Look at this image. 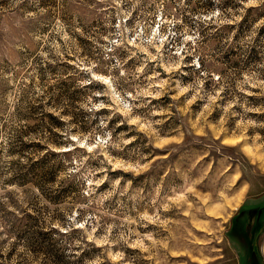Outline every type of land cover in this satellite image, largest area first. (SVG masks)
<instances>
[{"label": "rangeland", "instance_id": "rangeland-1", "mask_svg": "<svg viewBox=\"0 0 264 264\" xmlns=\"http://www.w3.org/2000/svg\"><path fill=\"white\" fill-rule=\"evenodd\" d=\"M186 1L0 0V264H49L18 241L16 221L35 211L62 232L72 224L66 242L86 264H264V50L252 70L232 65L250 41L229 57L228 37L212 40L205 23L244 10L227 19ZM62 108L59 151L49 114ZM41 158L70 160L85 191L54 207L11 184ZM237 219L257 224L258 252Z\"/></svg>", "mask_w": 264, "mask_h": 264}, {"label": "trees", "instance_id": "trees-1", "mask_svg": "<svg viewBox=\"0 0 264 264\" xmlns=\"http://www.w3.org/2000/svg\"><path fill=\"white\" fill-rule=\"evenodd\" d=\"M191 1H197L199 0H187L189 4ZM202 5L200 8H204L205 10L214 11L217 10L218 17H224L230 18L233 15H239L238 9H242L243 14L240 15V18L236 20L235 24H230V22H222L221 25L216 24V22L210 18L208 21H206L205 25L207 24V30H212L215 34L210 33L208 37L212 38V40H218L219 38L228 37L227 46L230 47L228 50L229 57L237 56V54L233 51V45L237 41L242 40H249L248 45H246L245 51L242 52L239 59H235L233 61L232 59H228L229 62H231L232 65L237 66L238 60L241 59L242 66H244V69L246 70H252L253 68L257 67V63L259 62V55L260 51L258 48L264 50V46L259 45V35L264 36V2L258 1L255 6H250L249 8H244V4L249 3L253 0H200ZM257 1V0H255ZM257 27L258 30L256 32H252L253 28ZM222 33V34H221ZM252 33L255 35L252 36ZM220 34L222 35L220 37ZM219 79V78H218ZM81 85V89L84 91H88L89 89L94 88V82L89 79L87 85ZM95 98V97H94ZM53 101L54 109H58L62 102L56 100ZM74 105V103H70ZM62 112L60 113V116H53L50 115L51 120L55 123V127L53 130L55 131L54 137L55 139L50 142L52 146L57 148L59 151L62 150V148L67 146L68 139H66L67 132L62 131L63 126V120L62 118L69 115L67 108H62ZM86 120V118H85ZM83 122V123H82ZM79 125H77V130L82 133L87 132V121H82ZM65 139V140H64ZM33 145L37 147H41L39 144H24V147L30 148ZM77 147L73 150L62 152L64 156H70L76 151ZM49 153V151H48ZM58 152H52L53 155L58 156ZM21 153L13 154L16 157L20 155ZM43 158L37 162V164H32V166L29 169H26L25 171H19L18 173L11 176V184L15 187H26L31 186L34 187L35 190L39 194V198L45 200L47 205L49 206H60L61 200L63 198L68 197L70 194H77L80 195V192L85 191L86 189V183H82L83 181L81 179H75V176L69 174L68 169H66L67 164L66 162H70V160H66L65 162L59 163L53 167H46V164L44 163ZM65 163V164H64ZM64 175V178L59 182L57 181V178L59 176ZM86 182V181H84ZM60 185V188L56 189L54 188V184ZM102 186H105V183L102 184ZM46 190L55 191L56 196L52 197H46ZM52 192V191H50ZM53 193V192H52ZM89 196V194H86ZM77 209V208H76ZM84 209L78 208L77 209V216L76 220L78 222L83 221L84 225L88 224L87 219L82 217ZM42 214L38 213V211L34 212V214H26L24 218L20 219L19 221H16L15 227L18 229V231H21L20 229L25 228V232H20L19 237L20 240L25 243L34 253L43 256L49 264H86V260L90 261L91 258L87 257L88 254L85 253V251L80 255V257L76 256V250L73 248L71 250L70 243L66 242L68 237L70 236V232L74 231V227H72V224L69 222L67 224L66 229L64 232H62L61 229H64L65 224L61 221V223L54 224L56 221L52 220L53 222L47 223L44 221V218H42ZM25 222V223H24ZM57 226V227H55ZM68 245V246H67ZM79 249V248H78ZM78 258V263H72L69 262L70 258Z\"/></svg>", "mask_w": 264, "mask_h": 264}, {"label": "flooded vegetation", "instance_id": "flooded-vegetation-1", "mask_svg": "<svg viewBox=\"0 0 264 264\" xmlns=\"http://www.w3.org/2000/svg\"><path fill=\"white\" fill-rule=\"evenodd\" d=\"M261 215L263 216V214H261ZM256 226H257V224H254L251 226V228L247 229L248 226L245 223V221L244 220L241 221L239 219H237L233 224V230L238 235V239L241 240L242 242H244L245 244H247V246H246L247 252H249V253H250V249H252V250L255 249V251L257 250L256 252H258V246H256V244H252L253 239H254L253 235H256L255 233L258 231V230L255 231V229H254ZM257 236H256V238H257ZM258 255H259V253H258ZM249 258L251 259V255ZM251 260H252L251 264H258V262L256 260H253V259H251Z\"/></svg>", "mask_w": 264, "mask_h": 264}]
</instances>
